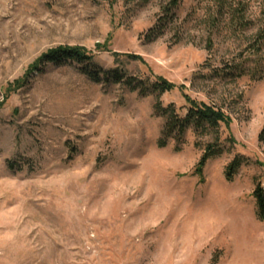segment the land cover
<instances>
[{"label":"rangeland","instance_id":"1","mask_svg":"<svg viewBox=\"0 0 264 264\" xmlns=\"http://www.w3.org/2000/svg\"><path fill=\"white\" fill-rule=\"evenodd\" d=\"M216 1L181 0L176 22L149 43L168 0H0V264H264L253 197L264 187V78L216 73L250 64L264 0H249L257 26L246 32L212 31ZM59 47L228 108L221 138L236 144L225 142L201 179L192 131L180 152L157 144L164 119L154 106L185 114L181 91L143 97L95 83L77 64L32 72ZM236 156L250 163L228 182Z\"/></svg>","mask_w":264,"mask_h":264},{"label":"trees","instance_id":"2","mask_svg":"<svg viewBox=\"0 0 264 264\" xmlns=\"http://www.w3.org/2000/svg\"><path fill=\"white\" fill-rule=\"evenodd\" d=\"M134 1V0H129ZM181 0H168L162 7V13L155 27L146 34V41L151 43L160 38L176 22ZM251 2L249 0H217L207 14L205 20L212 31L219 30L221 26H228L237 31H251L257 24L250 13ZM260 23L253 41L248 45L246 61L238 64L227 65L221 71H216L217 76L230 77L233 80L249 76L252 80L264 78V7L260 10ZM211 43V42H210ZM47 64L67 66L77 64L81 72L95 83H107L121 85L130 92H138L140 96H156L157 100L166 93L179 90L185 100L186 113L182 114L175 105L164 106L157 101L154 106L155 113L164 119L157 144L159 148H166L170 144L175 145L177 152L182 151L186 144V136L192 131L196 137L195 145L203 150V155L195 169V174L203 179L204 169L214 157L225 153V142L234 147L236 140L230 136L225 142L221 138V128L224 126L230 130L234 118L228 108L218 104L199 101L187 94L188 88L184 85L176 86L164 78L138 79L129 76L120 68L104 70L94 60V56L83 48L59 47L45 53L33 66L32 72H42ZM31 72V73H32ZM259 140L264 143V124L259 135ZM248 159L236 156L225 169V178L233 182L240 169L247 165ZM259 165H262L258 162ZM256 201V215L258 220L264 221V187L257 184L253 192Z\"/></svg>","mask_w":264,"mask_h":264}]
</instances>
